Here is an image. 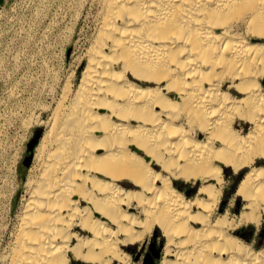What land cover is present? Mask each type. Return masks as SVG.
I'll return each instance as SVG.
<instances>
[{"label":"bare ground","instance_id":"bare-ground-1","mask_svg":"<svg viewBox=\"0 0 264 264\" xmlns=\"http://www.w3.org/2000/svg\"><path fill=\"white\" fill-rule=\"evenodd\" d=\"M75 3L93 23L85 66L33 120L0 264H132L124 247L154 228L158 264H264V241L238 232L264 225V0ZM229 171L242 176L222 209Z\"/></svg>","mask_w":264,"mask_h":264},{"label":"rangeland","instance_id":"rangeland-1","mask_svg":"<svg viewBox=\"0 0 264 264\" xmlns=\"http://www.w3.org/2000/svg\"><path fill=\"white\" fill-rule=\"evenodd\" d=\"M75 2L77 0H0V146L6 149V153L0 154V181L5 180L0 183V225L8 223L6 230L0 228V253L9 237L19 202L25 195L24 184L32 164L34 148L44 131V126L34 124L33 120L43 106L54 107L52 104L56 99L52 98L54 93L50 92L58 95L65 77L75 72L74 85L78 84L85 66V58H80L88 45L93 23L86 16V11ZM77 12L82 15L75 20ZM53 76H57V79ZM10 91L16 96H11L13 94ZM22 103L28 110L21 113L18 105ZM25 114L28 115L25 120L29 123L26 128L20 127L19 121ZM46 117L44 113L43 120ZM11 161L15 165L7 170ZM241 176L235 177L230 171L226 174L228 184L221 203L222 209L233 201ZM176 186L180 191H187V196L196 190L182 181ZM233 203V212L238 214L242 206L241 199L236 198ZM238 232L248 243L255 240L256 245L260 246L264 241V225L257 230L255 225L248 224ZM164 243L160 231L154 228L153 233L142 243L123 249L129 254L132 264H158L163 255Z\"/></svg>","mask_w":264,"mask_h":264},{"label":"water","instance_id":"water-1","mask_svg":"<svg viewBox=\"0 0 264 264\" xmlns=\"http://www.w3.org/2000/svg\"><path fill=\"white\" fill-rule=\"evenodd\" d=\"M36 140H37V138H36V139H34V142H36Z\"/></svg>","mask_w":264,"mask_h":264}]
</instances>
